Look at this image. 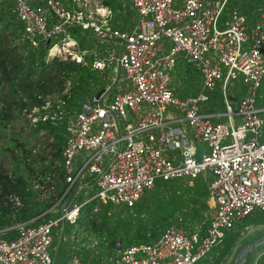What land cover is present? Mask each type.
<instances>
[{"label":"built area","instance_id":"obj_1","mask_svg":"<svg viewBox=\"0 0 264 264\" xmlns=\"http://www.w3.org/2000/svg\"><path fill=\"white\" fill-rule=\"evenodd\" d=\"M123 1L133 12L128 27L111 26L110 8L102 3L89 10L79 0L71 6L12 0L30 44L48 39L47 57L86 64L91 55L93 69L116 67L119 75L112 77L118 76L114 92L108 85L84 97L65 120L59 164L67 187L56 202L71 190L60 214L17 224L11 238L0 236V264H53L52 227L75 221L80 204L70 195L84 173L95 187L92 211L106 203L131 206L156 179L207 178L213 210L203 231L199 223L192 229L169 224L153 242L125 246L110 264H195L238 219L255 209L264 214V107L256 105L264 77V6L247 23L236 10L219 20L226 0ZM71 29L88 31L91 47L80 48ZM178 58L200 74L199 89L183 97L170 86ZM234 80L241 89L231 101L227 89ZM215 87L223 109L204 113L200 106ZM52 101L22 109L29 125L62 119L63 100ZM194 143L202 146L199 160ZM69 264L80 262L72 256Z\"/></svg>","mask_w":264,"mask_h":264},{"label":"trees","instance_id":"obj_2","mask_svg":"<svg viewBox=\"0 0 264 264\" xmlns=\"http://www.w3.org/2000/svg\"><path fill=\"white\" fill-rule=\"evenodd\" d=\"M103 3L111 9V26L121 23L124 27L130 25L133 14L131 8L124 9L121 13L124 3L117 0H103ZM263 6L264 0H226L219 20L226 17L230 11L236 10L244 15L247 23H252ZM70 34L77 40L80 48L91 47L93 38L88 31L71 29ZM46 52L47 46H44L42 41L31 45L24 35L22 23L13 11L12 0H1L0 139L15 114L20 113L23 108L42 105L47 100L46 97L52 94L63 100L61 108L65 112L61 120L38 121L30 130L36 134L39 128H43L52 135V140L45 144V156L39 158L41 160L37 173L43 178L55 171L56 175L52 181L57 189L56 197H59L67 187L59 164L65 139V120L68 115L80 109L84 97H90L104 88L106 83L103 72L106 68L93 69L90 65L91 55L86 56V64H81L59 55L47 57ZM188 65L181 58L175 63L177 71H186ZM173 90L178 96H184L181 93L184 88ZM114 91L115 88H111V92ZM196 91L197 88L192 93ZM52 103L51 109H55V102ZM256 105L264 107V77L258 87ZM222 109L221 93L218 87H215L208 93L207 100L202 103L200 110L210 113ZM261 116L264 118V111ZM15 139L17 135H12L9 142ZM23 151L24 149L14 152L10 148L11 160L16 158L12 175L0 172V236L4 238L15 235L16 224L34 225L53 216L49 208L55 198H38L29 188L28 174L35 170L36 160H29ZM56 161L58 164H54ZM70 190L71 188L64 193L62 200ZM207 192L206 178L200 174L190 182L184 177L156 179L131 206L106 203L97 211H92L95 200L85 198L80 191L75 198L77 203H81L76 219L73 223H67L63 231L65 238L69 240V252L75 253L81 264H108L131 243L153 242L169 224L192 229L195 224L200 223L201 227L205 228L212 210V206L207 203ZM263 220L264 216L259 211H253L244 218L246 223H260ZM77 233L82 235L79 241L74 240ZM86 236L92 237L94 242H86ZM236 237L237 233L234 232L224 236L220 257ZM87 243L90 244L86 245ZM117 243L120 244L119 250H116ZM256 264H264V253L260 254Z\"/></svg>","mask_w":264,"mask_h":264},{"label":"rangeland","instance_id":"obj_3","mask_svg":"<svg viewBox=\"0 0 264 264\" xmlns=\"http://www.w3.org/2000/svg\"><path fill=\"white\" fill-rule=\"evenodd\" d=\"M79 1H83L85 4L84 7L89 10H94L101 3L105 4L103 3V0H79ZM117 1L120 3H124L122 4L123 10L121 11V13L124 12V9L128 10L130 8L125 1L123 0L120 1L117 0ZM131 17L133 19V14ZM127 20L129 21L130 18H128ZM176 69L178 68L176 67ZM103 73L105 74L104 81L105 83H108L110 79L112 81L113 75L115 74L118 75V70L116 69V67L114 69H112V67H107ZM117 77L118 76L115 77V80H113V83H111V85H114ZM67 85L68 82L65 83L66 86L65 88H67ZM170 86L172 88H179V89L184 88V91L181 92L182 94H184V96L188 94H192V91L196 90V88L197 90L199 89L200 74L192 64L188 65V69L186 71H175V68H173L170 76ZM238 89H239L238 81H234L230 83L227 89V95L229 96L231 91H233V95H236V91ZM175 95L178 96L177 94ZM178 97H182V96H178ZM46 99L49 101L55 100L56 94L48 95ZM31 128L32 126L29 125L27 118L25 117V115H23L21 111L20 113L15 114L12 121L8 124L7 128L5 129L4 136L0 139V172L7 173L8 175H12V167L14 165V162L16 161V158L14 160H11L10 148H12L14 152H18L24 149L23 153L27 155L26 157L29 160L31 159L36 160L35 162L36 166L34 170L35 172L32 171V173L28 174V177H30L29 188H31L34 191V193L38 198H46L50 196L56 198L57 189L55 188L54 183L52 181L53 180L52 178L56 175L55 171L53 170V172H51L48 175V178H46V175L45 177L42 178L41 175L37 173L39 161L41 160L39 158L45 156V151L47 149L45 147L46 146L45 144L48 142L50 138L49 137L50 134L44 129H39L36 132V134L33 132L31 133L30 131ZM12 135H17V139L13 140V142H9ZM54 164H58V161H56ZM50 185H52L53 187L50 188ZM55 200L56 199H54V202ZM207 202L209 205L212 204L209 198L207 199ZM251 234H252L251 230H249V228H246L244 230V233H242L241 239H244L247 236L250 237ZM85 240L86 242H91V243L94 242V239L90 236H86ZM213 248H215V246H213ZM253 262L254 261L252 256L250 258V264H253Z\"/></svg>","mask_w":264,"mask_h":264},{"label":"crops","instance_id":"obj_4","mask_svg":"<svg viewBox=\"0 0 264 264\" xmlns=\"http://www.w3.org/2000/svg\"><path fill=\"white\" fill-rule=\"evenodd\" d=\"M71 1L72 0H67V1H63V2L67 6H71ZM111 14H112V12H111V9H110L108 22L111 20ZM131 23H132V21H131ZM117 26L124 27V25L122 23L117 25ZM125 27H128V26H125ZM181 60H183V59L181 58ZM188 64H190V63H188ZM174 68H175V71H177L176 67H174ZM118 75H119V72H118ZM234 81H236V80H234ZM234 81H232V82H234ZM111 83H113V80L111 81V79H110V81L108 83H106L105 86H108V85L110 86ZM115 83L118 84V81L117 82L115 81ZM238 84H239V82H238ZM111 86H112V88L114 87L116 89V85L115 84L111 85ZM240 89H241V87H239V89L236 91V95H233V91H231V93L228 96L231 101H234L240 95ZM76 184L79 185V189H77L74 194L70 195L72 201L76 202L75 201L76 195L80 191H82V194L84 195L85 198L86 197H89V198L91 197V195L94 192L95 187H94L93 181H92L91 177L89 176V174L84 173L81 177L78 178ZM206 185H207V178H206ZM67 197L68 196H66L65 198H67ZM57 198L58 197H56L55 199L57 200ZM65 198L63 200H61L60 202H56V200H55L54 204L50 206L49 209L51 210V213L53 215L51 218L57 217L60 214L61 208L63 206V201L65 200ZM208 198H209V200L212 203L210 206H213V200H212L211 197H209V193H208L207 199ZM79 204H81V203H79ZM212 210H213V207H212ZM212 210H211V212H212ZM253 211L255 212V211H259V210L255 209ZM211 212H210V214H211ZM252 212H250L249 215ZM259 212H261V211H259ZM245 216H243L240 219H238L234 223L233 227L227 231L226 235L228 233H230V232H234V233H237V237L235 238L233 243L229 246V248L226 250V252L221 257H220V252H221V249L223 247V241H222L223 238L221 239V241L218 244L215 245V248H213L212 250L207 252L203 257H201L196 262V264H231L232 256H233L234 251L237 248V246L240 245L241 243H243L244 241L252 239L257 233H259V232L264 230V220L262 222H260V223H246L244 221ZM263 216H264V214H263ZM209 217H210V215H209ZM67 223H70V222L59 221L55 226H53V227H57L58 229H55V228L52 227L54 230H53L52 242H51L50 247H49V254H50L51 258H52L53 264H69L70 258L72 256H76L78 258L79 262H80L79 257L75 253H71L70 254V252H69L70 251V249H69V240H67L65 238V234L63 233L64 227H65V225ZM246 228H249V230H251L252 234L250 235V237L247 236L246 238L241 239L242 233H244V230ZM201 229L203 231L204 228L201 227ZM70 236L72 237L73 234H71ZM79 239H80V234L77 233L74 240L75 241H79ZM80 244L82 245L83 242H80ZM88 244H90V243H87L86 245H88ZM119 247H120V244L117 243L116 250H119ZM261 253H264V243L259 245V246H257L250 253L248 261H247L246 264H250V258L252 256H253V261H254L253 264H256V260L259 258ZM114 259H112L108 264H110ZM80 264H81V262H80Z\"/></svg>","mask_w":264,"mask_h":264},{"label":"water","instance_id":"obj_5","mask_svg":"<svg viewBox=\"0 0 264 264\" xmlns=\"http://www.w3.org/2000/svg\"><path fill=\"white\" fill-rule=\"evenodd\" d=\"M44 46H47L48 39L44 41ZM101 89L97 92L99 93ZM202 146L200 143H194L193 156L199 160L201 156ZM264 243V230L257 233L252 239L244 241L234 251L231 264H246L250 253L259 245Z\"/></svg>","mask_w":264,"mask_h":264}]
</instances>
